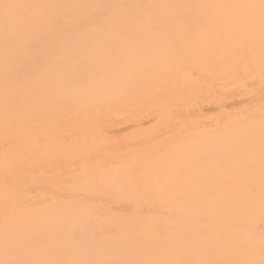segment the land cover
<instances>
[{"label": "rangeland", "instance_id": "374dc122", "mask_svg": "<svg viewBox=\"0 0 264 264\" xmlns=\"http://www.w3.org/2000/svg\"><path fill=\"white\" fill-rule=\"evenodd\" d=\"M148 1L0 0V264H264V0Z\"/></svg>", "mask_w": 264, "mask_h": 264}, {"label": "bare ground", "instance_id": "6f19581e", "mask_svg": "<svg viewBox=\"0 0 264 264\" xmlns=\"http://www.w3.org/2000/svg\"><path fill=\"white\" fill-rule=\"evenodd\" d=\"M175 1H176V3L169 4L165 8H161V9L157 10V13H158L160 19H166L168 22L173 23V21L177 17V13H178L179 9L183 7V4L189 6L188 10H186L187 14H188L189 12L196 11L197 10V4L199 2H201L202 0H175ZM129 3H133V0H124V5L128 6V5H130ZM111 4H112V2H111ZM146 5H148L149 7L151 6L152 8H158L159 7L156 2L154 3L153 0L148 1L146 3ZM107 8H108V6H107ZM189 10H191V11H189ZM116 13H117V10L113 9V14H116ZM131 13H132V9L128 8L125 11V16H128V18H130V17H132ZM158 15H157V17H158ZM174 41H175V39H174ZM146 45H148V44L146 43ZM94 153H95V150H93L90 155H92ZM9 186H11V189L16 187L14 184L9 185ZM102 215H104V214H99L100 219H101ZM109 219L110 218L104 219V221L109 222ZM92 221H93L92 219L85 218L84 221L82 222L81 226L79 227L78 237H79V243L82 247L89 248V245L93 242V239H90L91 233L96 234V235L98 233L99 226H98V224H96V222H92ZM100 248H101V250L104 251V248L102 246H100Z\"/></svg>", "mask_w": 264, "mask_h": 264}]
</instances>
